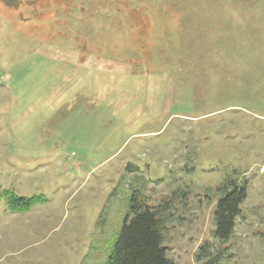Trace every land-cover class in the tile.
<instances>
[{"label": "rangeland", "instance_id": "rangeland-1", "mask_svg": "<svg viewBox=\"0 0 264 264\" xmlns=\"http://www.w3.org/2000/svg\"><path fill=\"white\" fill-rule=\"evenodd\" d=\"M0 188L38 199L0 203V264H107L134 194L175 264H264V0H0Z\"/></svg>", "mask_w": 264, "mask_h": 264}, {"label": "trees", "instance_id": "trees-1", "mask_svg": "<svg viewBox=\"0 0 264 264\" xmlns=\"http://www.w3.org/2000/svg\"><path fill=\"white\" fill-rule=\"evenodd\" d=\"M221 197L214 211V239L227 243L233 236L241 205L247 197V186L233 179L225 180L219 187ZM37 198H26L13 191L0 188V203L5 201L13 212H25L33 207ZM167 208L152 206L143 197L134 194L130 201V213L124 220L121 232L112 244L107 264H175L164 245V220L159 214ZM228 247L216 246L214 242L201 245L196 264H219Z\"/></svg>", "mask_w": 264, "mask_h": 264}]
</instances>
